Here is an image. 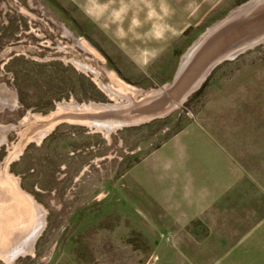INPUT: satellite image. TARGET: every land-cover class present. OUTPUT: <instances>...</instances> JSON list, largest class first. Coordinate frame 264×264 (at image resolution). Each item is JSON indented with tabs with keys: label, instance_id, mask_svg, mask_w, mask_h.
Here are the masks:
<instances>
[{
	"label": "rangeland",
	"instance_id": "obj_1",
	"mask_svg": "<svg viewBox=\"0 0 264 264\" xmlns=\"http://www.w3.org/2000/svg\"><path fill=\"white\" fill-rule=\"evenodd\" d=\"M250 1L0 0V264H264V41L218 63L163 114L134 113L109 130L97 122H117L122 109L87 107L171 98L215 45L183 68L185 55ZM263 9L230 20L241 25L231 45L264 32ZM57 112L77 117L51 126ZM191 124L227 145L249 130L259 154L248 204L181 226L153 200L142 166ZM43 209L33 250L3 257Z\"/></svg>",
	"mask_w": 264,
	"mask_h": 264
},
{
	"label": "crops",
	"instance_id": "obj_2",
	"mask_svg": "<svg viewBox=\"0 0 264 264\" xmlns=\"http://www.w3.org/2000/svg\"><path fill=\"white\" fill-rule=\"evenodd\" d=\"M248 131H236L227 145L201 124H191L143 162L144 181L152 185L153 200L176 224L188 225L214 206L238 208L241 200L248 204L253 198L249 191L256 181L254 163L259 153ZM147 161L151 163L146 166Z\"/></svg>",
	"mask_w": 264,
	"mask_h": 264
},
{
	"label": "bare ground",
	"instance_id": "obj_3",
	"mask_svg": "<svg viewBox=\"0 0 264 264\" xmlns=\"http://www.w3.org/2000/svg\"><path fill=\"white\" fill-rule=\"evenodd\" d=\"M262 6H264V0H251L250 2H248V3H246V4H244L243 6H241V7H239V8H237L236 10H234L233 12H232V14L230 15V17L228 18V20L227 21H224V22H222V23H219V24H217L216 26H214L212 29H210L206 34H204L198 41H197V43L195 44V46L190 50V52L188 53V54H186L185 55V59L183 60V63H182V67L184 68L185 66H186V64L188 63V58L193 54V53H195V51H197L198 49H199V47H200V45H202L203 43H204V41L206 40V38H208V36H210V34H212L214 31H217L218 29H220L221 28V26L223 25V24H225V23H227L228 21H230L231 19H235V18H237L238 16H242V15H245V14H249V12H251V11H253V10H256L257 11V9H259L260 7H262ZM264 10V9H263ZM252 14H253V12H252ZM244 17V16H243ZM231 22V21H230ZM237 23V22H236ZM237 26H238V24H237ZM241 26V25H240ZM238 28H239V26H238ZM245 28V26L243 27V29ZM246 31V30H245ZM241 32V31H240ZM261 41H264V36H261L260 38H259V40H258V42H261ZM257 42V43H258ZM206 68V70L203 72V74H200V75H198V76H196L195 77V79H194V81H193V86L191 87V89L188 91V92H190L191 90H194L195 88H197V87H199L200 86V84L203 82V80H204V78H205V76L207 75V73L210 71V69L211 68H208V64H207V66L205 67ZM184 75V74H183ZM184 80V79H183ZM183 82V81H182ZM179 85V84H178ZM180 86H182V85H180ZM179 88V87H178ZM167 89H169V87L167 88ZM188 92H186V93H183L182 94V96L181 97H177V99H171L170 101L171 102H168L166 105H167V107H169L168 108V110L169 109H173V108H176V107H178L179 105H181L184 101H185V99H186V97H187V95H188ZM154 93H159V91L157 92H154ZM162 93V92H161ZM162 98V97H161ZM160 98V99H161ZM138 104H139V102H138ZM142 104H139L138 106H137V103H135L133 100H130V101H128V103H119V102H117V103H115V104H109V105H105V104H91V105H88L87 107H91V108H88V109H90V110H92V108H95L94 110H97V109H104V111H111L112 110V112H114V111H117L118 109H122V110H120V111H122V113H124V114H127V116H129L130 114H132L133 112L135 113V111H139V109H138V107H140ZM63 106V108H67V109H71V107L72 106H77V104H75V103H71V104H63L62 105ZM62 106L60 107L61 109H63L62 108ZM137 106V107H136ZM80 105H79V109H80ZM159 107V106H158ZM165 107V106H164ZM155 108H157V106L155 107ZM166 108V107H165ZM165 108H163V109H165ZM61 109H59V111L61 110ZM161 110H162V107L160 108ZM159 111V110H158ZM61 113V112H60ZM59 112H57V114L56 115H52L51 117H50V119L47 121V123H49V124H51V126H53L52 124L54 123V122H56L55 120H60V119H64V118H75V117H77V115H72V113L70 114V113H68V114H65V115H63V114H60ZM133 113V114H134ZM146 116V115H145ZM132 118H134V115L132 116H130V118H126V119H123V120H120V118H118V120H117V122H115V123H102V122H97V125L99 126V127H101V125H102V127H107L109 130L111 129V128H113L114 126H118V125H122V124H124V123H129V122H131L132 120H134V119H132ZM143 119V118H142ZM135 120H137V119H135ZM46 122V121H45ZM41 208V207H40ZM42 209V208H41ZM42 213H43V215L41 216V214L38 216L37 215V217H36V221H37V225L36 226H34V228L32 229V230H30V232L28 233V234H26V237H22V242L21 243H19V245H16V246H14V247H12V248H10V249H8L5 253L3 252V250H2V256L3 257H5L6 259H12V258H14V257H16L17 255H19V254H23V253H26V252H30L31 250H33V247L35 246V243H36V241H37V239H38V236L40 235V232H41V230L43 229V227H44V225L46 224V221L44 220V214H46V211L43 209L42 210ZM14 219V218H13ZM24 222V221H23ZM21 238V237H20ZM19 238V239H20ZM1 250V249H0Z\"/></svg>",
	"mask_w": 264,
	"mask_h": 264
},
{
	"label": "water",
	"instance_id": "obj_4",
	"mask_svg": "<svg viewBox=\"0 0 264 264\" xmlns=\"http://www.w3.org/2000/svg\"><path fill=\"white\" fill-rule=\"evenodd\" d=\"M232 25H233V23H231L230 21L223 24L220 29H218L217 31H214L212 34H210V36H208V38H206L204 43L202 45H200V47H199L200 49H203V48L205 49V47L207 48L209 45L212 46L211 43H213L215 45L214 46L215 47V55L207 62L208 68H211L210 71L218 63L222 62L223 60H225L227 58L234 57L237 54H239L240 52L244 51L245 49H247L251 46H254L255 44H257L259 38L261 36H264V32H257L259 30L255 29V30H253L254 32H256L254 35H252V36L248 35L242 41H240L241 43L231 45V41L236 39L237 37H239L241 35V34L237 35V36L234 35L235 32H240L241 27L239 26V28H237V27L233 28ZM205 70H206V68H204V70L202 71L201 74H203V72ZM209 72L205 76L204 80L208 76ZM181 77H182V74L180 72V75L178 76V78H181ZM178 78H177V81H178ZM180 81H181V79H179L178 83H180ZM192 83H189V84H188V82L183 83L181 88H179L177 90L178 92H174L173 96H171V98H169V96H166V94H165V96H163L164 98H162L163 100L158 99V97H157L158 100H156V99H155V101L153 100L152 101L153 104H151V105H148V102H147V101H151V99H146L144 102L140 103L142 105L140 107H138L139 111H135L134 115H140V114L141 115H143V114H145V115H159V114H163L164 112L168 111V108H169V107H167L166 104L168 102H171L170 101L171 99H177V97L178 98L181 97L183 93L188 92L191 89V87L193 86ZM176 85H177V83H176ZM197 88H195L194 90H196ZM173 89H174V87H172L170 90H173ZM194 90H191L190 92H188V95L191 92H193ZM143 106H145V108H143ZM156 106H157V108H155ZM161 107H162V110L160 109ZM163 108H165V109H163ZM169 110H171V109H169ZM138 112H139V114H137ZM132 114L127 116V114H124V113H122V111H120V113L117 114V117L120 118V120H123L126 118H130V116Z\"/></svg>",
	"mask_w": 264,
	"mask_h": 264
}]
</instances>
